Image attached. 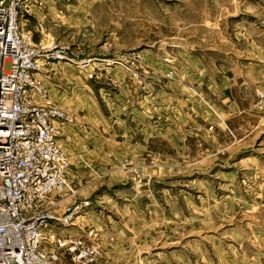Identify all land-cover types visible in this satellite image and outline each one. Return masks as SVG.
Wrapping results in <instances>:
<instances>
[{"label": "rangeland", "instance_id": "obj_1", "mask_svg": "<svg viewBox=\"0 0 264 264\" xmlns=\"http://www.w3.org/2000/svg\"><path fill=\"white\" fill-rule=\"evenodd\" d=\"M46 3L21 21L67 56L38 99L71 117L51 197L88 202L95 264H264V0Z\"/></svg>", "mask_w": 264, "mask_h": 264}, {"label": "built area", "instance_id": "obj_2", "mask_svg": "<svg viewBox=\"0 0 264 264\" xmlns=\"http://www.w3.org/2000/svg\"><path fill=\"white\" fill-rule=\"evenodd\" d=\"M42 3L0 0V264H95L92 240L54 229L78 226L88 202L60 213L51 197L69 184L62 138L71 117L38 102L47 65L67 59L63 47L38 46L24 28L23 12Z\"/></svg>", "mask_w": 264, "mask_h": 264}, {"label": "crops", "instance_id": "obj_3", "mask_svg": "<svg viewBox=\"0 0 264 264\" xmlns=\"http://www.w3.org/2000/svg\"><path fill=\"white\" fill-rule=\"evenodd\" d=\"M47 2L46 3V5H48V1L47 0H43V2ZM52 2H53V0H51ZM73 2V5L72 6H80V5H82V7L84 6L83 4H81V2H75V1H72ZM52 64V63H51ZM56 84H54V86H55ZM63 140V139H62ZM58 228H61L60 230V233H58V232H56L57 234H59V235H65V234H70L71 233V231L73 230V228L72 229H69V228H67L66 227V229H64L63 230V228L62 227H58ZM55 229V231H57L56 229H57V227L56 228H54ZM82 229V228H81Z\"/></svg>", "mask_w": 264, "mask_h": 264}]
</instances>
